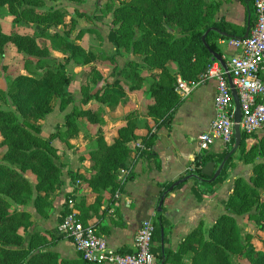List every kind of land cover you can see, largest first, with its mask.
I'll use <instances>...</instances> for the list:
<instances>
[{
	"label": "trees",
	"instance_id": "trees-1",
	"mask_svg": "<svg viewBox=\"0 0 264 264\" xmlns=\"http://www.w3.org/2000/svg\"><path fill=\"white\" fill-rule=\"evenodd\" d=\"M44 2L45 0H0V9L7 6L16 23L25 18L29 23L41 25L45 29L61 25L66 16L65 9L40 10L35 7ZM241 2L243 18L240 22H234L224 15L215 19L218 5L206 0H121L113 11L114 27L109 32L110 41L115 47L112 56L101 55L102 52H98L96 48L86 50L82 45L56 32L7 34L0 20V55L4 56L10 45L15 46L17 52L23 54L26 70L18 73L5 91L0 88V96L15 106V109L0 108V264H102L89 262L81 254L78 259L63 258L58 252L51 250L49 247L54 245L51 240L62 238V234L56 236L51 230L33 228L32 214L24 208L32 205L38 215L49 217L53 208V196L65 183L63 173L66 164L59 154L62 148L58 140L68 143L78 133L79 120L83 117L89 123L103 122L102 114L105 111L102 106L93 109L73 105L71 111L65 114L64 122L57 125L55 132L46 137L41 136L42 122L46 116L57 105L60 110H65L73 103L70 62L74 60L79 64H89L98 56L115 61L117 56L127 57V53L141 57L142 65L134 59L127 60L122 78L106 83L102 91L94 94L98 102L108 104L111 108L123 104V100L129 97L126 85L130 92L142 88L147 75L140 73V66L146 68L148 76L154 79L147 90L153 103L144 109L150 119L143 122L139 119L137 109L130 111L110 144L103 134H97L96 145L89 151L93 164L87 174L68 170L74 180L90 187L97 196L96 202L89 206L83 200L78 202L71 195L67 197V200L73 199L72 208L78 219L84 224H90L92 216L89 211L99 208L103 200L111 199L122 189V173L129 167V143L140 139L137 129L145 126L149 132L153 123L162 120V125L171 121L173 112L170 111L180 99L175 91L178 75L187 82L198 80L217 61L211 50L224 55L220 40L242 37L246 32L249 13L251 27L254 25V0ZM23 4L27 6L20 8ZM169 24L173 26L170 27ZM206 31L209 47L202 39ZM47 38L52 40L55 49L64 53L63 59L50 58ZM173 64L176 68H172ZM93 73L95 76L91 79ZM84 74L87 82L82 85V103L88 104L93 96L91 82L101 80L102 74L96 66L87 68ZM250 137L242 133L239 149L230 156L213 182L204 180L209 177L202 170L210 161H215L218 167L233 148L234 139L220 154L206 150L196 154L194 167L187 174L194 175L192 190L197 199L202 200L205 195L212 194L214 186L227 178L229 168L235 164L237 152L241 153L237 160L245 164H252L256 158L264 159V136L247 148ZM155 138V133L148 138L141 137L143 141L147 139L146 150L152 148ZM132 175L130 172L126 180L132 178ZM173 183H168L162 194ZM261 189L264 191V161L256 163L249 180L243 176L235 179L233 191L226 202L227 213L219 216L209 228L208 237L205 236L203 226L199 225L185 237L176 251L166 247L165 239V264H235L233 256L243 254L251 256L253 264H264V250L259 251L253 243L243 240L236 220L238 214L246 213L256 206L259 211L255 218L264 231V200ZM65 206L62 216L70 210L68 203ZM152 222L155 226L152 252L157 258V264H160L163 257L162 229L165 238L167 235L163 210L156 212ZM261 242L264 247V237ZM190 252V262L183 261V254Z\"/></svg>",
	"mask_w": 264,
	"mask_h": 264
},
{
	"label": "crops",
	"instance_id": "crops-1",
	"mask_svg": "<svg viewBox=\"0 0 264 264\" xmlns=\"http://www.w3.org/2000/svg\"><path fill=\"white\" fill-rule=\"evenodd\" d=\"M240 21L239 18L234 22ZM79 23L84 27L81 21ZM87 27L97 28L94 25ZM77 38L76 43L82 45L86 50L96 48L98 52H102L101 55L112 56L108 42L104 41L103 44L87 46L84 44V40ZM220 43L224 44V41L221 40ZM112 48L115 52V47L112 46ZM238 52L237 49L230 47L227 51L224 50L223 57L226 58L228 63ZM103 58L98 56L94 62L89 64H79L75 61L77 76L72 77L73 83L70 86L72 96L73 93L77 94L80 103H82V85L87 82L84 71L87 68L96 66V69L102 74V79L96 83L91 82L93 96L88 104L82 103V108L90 107L94 109L102 106L105 111L102 114L103 122L89 123L83 117L79 120L78 133L71 137L68 143L58 140L62 148L59 154L66 164L63 173L65 183L61 190L53 196V208L50 210L49 217L44 218L38 215L32 205L26 206V209L30 212L31 208L33 209V212H31L33 226L51 230L56 236L61 235L59 234L58 223L61 221V215L66 207L65 204L69 195L76 198L78 202L83 200L86 206L93 205L97 199V196L92 193V189L86 185H80L68 174V170L83 175L87 174L93 164L89 151L96 145L97 134H103L106 142L110 144L112 139L117 136L118 128L125 122V117L130 111L137 109L139 119L143 122L150 119L145 114L144 109L147 105L153 103V98L146 93L148 90L146 82L143 83L141 88V101L138 97L140 89L127 92L131 104L129 107L128 103V105L119 104L111 108L108 104L97 101L94 96L96 92L102 91L106 83H113L115 80L122 78L120 73V70L123 69L120 65L122 57L117 56L115 61ZM73 61L69 64L70 71ZM172 68H176V66L173 64ZM94 76V73L91 74V79H94ZM262 76L264 77V71ZM177 79L178 81H185L180 75ZM73 87L74 89H72ZM216 93L217 81L213 78L208 79L199 84L186 97L178 93L180 99L170 111L173 112V117L169 123L161 125L162 120H159V122L152 124V129L149 132L145 126L137 129L136 133L140 139L129 143L131 148L129 167L122 173V189L118 190L111 199L103 200L102 206L92 208L89 211L92 216L90 224H93L97 233L103 236L109 245L117 251L122 253L135 251L136 234L145 221H153L155 218L165 186L170 182L186 177L188 171L193 169L195 156L202 151L199 147L198 136L202 132L210 130L212 121L216 116ZM57 108L59 107L56 106L55 110ZM53 112L48 114L42 122V134L45 137L55 132L57 125L64 122L63 116L60 118L59 115ZM46 127H48L47 132H45ZM152 133L156 134L154 144L151 149L146 150L145 141L147 139L143 141L141 137L146 136L148 138ZM249 140L253 139L249 138L247 141ZM136 148H138V151ZM226 148L227 146L225 147L217 141L209 152L220 154ZM248 165L250 164L235 160L234 166L229 168L227 172V178L216 184L213 189L214 192L205 195L202 200L197 199L193 193L192 189L195 184L193 177L180 184L181 186L178 185L180 187L176 190L169 192L164 199L162 208L167 231L166 247L176 251L180 248V244L185 237L199 225L203 226L205 236L208 237L209 228L217 221L219 216L227 213L226 202L233 191L234 181L239 176L244 177L243 172ZM130 172L133 173L132 178L126 180V176ZM51 243L54 245L49 248L58 252L63 258L78 259L80 257V253L74 247L73 242L63 234L62 238L53 239ZM191 254V252L183 254L182 260L190 262Z\"/></svg>",
	"mask_w": 264,
	"mask_h": 264
},
{
	"label": "built area",
	"instance_id": "built-area-1",
	"mask_svg": "<svg viewBox=\"0 0 264 264\" xmlns=\"http://www.w3.org/2000/svg\"><path fill=\"white\" fill-rule=\"evenodd\" d=\"M256 21L246 38L231 37L225 39L228 45L239 52L228 62L229 72L233 77L242 106L240 129L242 133L256 139L264 133V0H254ZM217 81L215 97L216 116L210 130L198 136L199 147L209 151L217 142L226 147L234 139L235 103L227 72L217 60L198 80L178 81L175 91L181 96H188L193 89L208 79ZM257 136V138L255 137ZM124 172V171H123ZM70 210L61 215L58 223L60 234L69 238L76 250L89 262L113 264H157L152 252L155 226L151 220L143 223L135 237V251L122 253L111 247L108 241L96 231L93 224H84L72 206V198L66 201Z\"/></svg>",
	"mask_w": 264,
	"mask_h": 264
},
{
	"label": "rangeland",
	"instance_id": "rangeland-1",
	"mask_svg": "<svg viewBox=\"0 0 264 264\" xmlns=\"http://www.w3.org/2000/svg\"><path fill=\"white\" fill-rule=\"evenodd\" d=\"M208 2H215L218 5V9L215 13V19L220 16H226L231 20L237 21L242 20L243 12L240 10L242 6L241 0H206ZM102 2L101 4H99ZM121 0H81V1H71V0H45V2L40 6H35L37 9L40 10H50L61 8L65 9L66 16L64 17V21L61 25L57 27H53L51 29H45L41 25H36L33 23H29L25 18L21 19L20 22H14V15L9 11L8 7L5 6L4 8L0 9V20L4 25L5 32L7 34L11 33H21V34H29L33 35L34 33H59L63 37H66L68 40L77 42L78 38L84 40V44L87 46L94 45V44H103L104 41L108 42V46L110 47L111 53H114L112 46L114 47L113 43L110 41L109 32L114 27L113 24V11L114 9L120 5ZM27 5H21L20 8H24ZM98 17H100L98 19ZM110 18V19H109ZM83 23L82 27L79 22ZM86 25V26H85ZM89 25H94L96 27H87ZM172 27V24H169ZM82 27V28H81ZM39 39V38H38ZM221 41V40H220ZM225 41V39L223 40ZM47 45L50 48V58L51 59H63L64 56L63 52L58 51L54 48L52 40L47 38ZM221 49L227 51L230 46L228 45V41L224 44H221ZM127 57H122L120 61V65L124 67L127 60L134 59L138 63H141V57L134 56L133 54L127 53ZM23 54H19L15 48V46L10 45L4 56L0 55V88L2 91H5L11 80L20 72L24 73L25 67L23 62ZM72 62L71 68V76H77L75 72L76 65ZM142 65V63H141ZM70 69V68H69ZM140 73H144L147 75L143 80V83L146 82V87L149 88L151 82L154 80L152 76H148V71L146 68H139ZM122 75L123 69L120 70ZM142 83V86H143ZM74 89V87L72 88ZM125 89L130 92L129 87L126 85ZM146 92V91H145ZM147 93V92H146ZM139 100L141 101V87L140 92L138 93ZM129 103V105H128ZM77 104L78 107L82 108V103H80V98L77 94L73 93V104ZM72 105L68 106L65 110H60L57 108L53 113H56L61 118L64 116V113L71 111ZM123 105L130 104V99L127 96L125 101L123 100ZM58 107V105H57ZM0 108L4 109H15V106L10 103L6 98L0 96ZM48 131V127H46L45 132ZM41 136H44L41 134ZM264 136V133L257 138L260 140ZM45 137V136H44ZM1 140V137H0ZM256 139L247 141V148H250L254 143H257ZM221 143V141H218ZM1 148H0V159H1ZM241 153L237 152L236 160ZM264 161V159L256 158V161L252 162V164L248 165L246 170H244V177L249 180L252 174V169L256 165V163ZM261 197L264 200V191L261 189ZM29 206V205H28ZM26 209V206L24 207ZM258 208L255 206L250 211L238 214L236 216V220L240 227V231L242 234V238L245 242H251L255 246L257 250H264L263 244L261 242L262 237H264V231L260 228L257 223L256 216L258 214ZM31 212L33 209L31 208ZM34 224V223H33ZM36 226H33V228ZM40 228V227H39ZM32 229V228H31ZM70 244V242H69ZM235 264H253V260L251 256L248 255H234L233 256Z\"/></svg>",
	"mask_w": 264,
	"mask_h": 264
},
{
	"label": "water",
	"instance_id": "water-1",
	"mask_svg": "<svg viewBox=\"0 0 264 264\" xmlns=\"http://www.w3.org/2000/svg\"><path fill=\"white\" fill-rule=\"evenodd\" d=\"M250 0H246V2H249ZM213 29L219 31L218 28L213 27ZM250 29H251V13L248 14V20H247V27H246V32L245 34L241 37V38H246L249 36L250 33ZM208 31H206L202 37L204 43L207 45V47H209V45L206 42V35H207ZM229 37V36H227ZM211 53L213 55V58L218 60L221 65L223 66V68L225 69V71L227 72V76H228V80H229V84L231 86V90H232V95H233V99H234V103H235V113H234V121H235V126H234V146L233 148L229 151V153L224 157V159L222 160V162L220 163V165L218 167H216V162L215 161H210L208 162L205 167L203 168L202 172L204 175L208 176V179H204L210 182H213L214 180H216V178L220 175V173L222 172L227 160L230 158V156H232L240 147L241 141H242V131L240 129V121L242 118V106H241V101H240V96L238 94L237 88L234 85L233 82V77L231 75V73L229 72V67L227 62L224 60V57L221 56L218 52L211 50ZM194 177V175H187L184 178H181L177 181H175L171 187H169L168 189H166L164 191V193L162 194L159 204H158V211H161L163 208V203H164V199L166 197V195L171 192L174 188H176L178 185L182 184L183 182H185L187 179H190ZM164 242H165V233L164 230L162 229L161 231V243H162V252H163V257H162V261L160 262V264H165L166 262V254H165V246H164Z\"/></svg>",
	"mask_w": 264,
	"mask_h": 264
}]
</instances>
